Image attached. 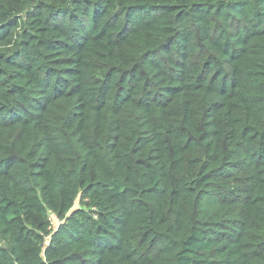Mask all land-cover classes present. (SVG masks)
<instances>
[{"label":"trees","instance_id":"1","mask_svg":"<svg viewBox=\"0 0 264 264\" xmlns=\"http://www.w3.org/2000/svg\"><path fill=\"white\" fill-rule=\"evenodd\" d=\"M0 264H264V0H0Z\"/></svg>","mask_w":264,"mask_h":264},{"label":"rangeland","instance_id":"2","mask_svg":"<svg viewBox=\"0 0 264 264\" xmlns=\"http://www.w3.org/2000/svg\"><path fill=\"white\" fill-rule=\"evenodd\" d=\"M52 224H53V226L56 225V220H54V218H53V220H52Z\"/></svg>","mask_w":264,"mask_h":264},{"label":"built area","instance_id":"3","mask_svg":"<svg viewBox=\"0 0 264 264\" xmlns=\"http://www.w3.org/2000/svg\"><path fill=\"white\" fill-rule=\"evenodd\" d=\"M53 218H54V217H52V220H53ZM54 220H56V219L54 218ZM56 222H57V220H56Z\"/></svg>","mask_w":264,"mask_h":264}]
</instances>
